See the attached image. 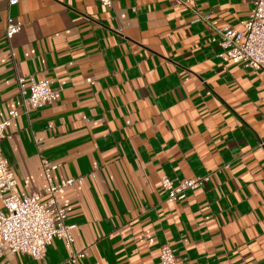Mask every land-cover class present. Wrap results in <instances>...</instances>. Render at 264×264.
Masks as SVG:
<instances>
[{
    "label": "crops",
    "instance_id": "0c3cea01",
    "mask_svg": "<svg viewBox=\"0 0 264 264\" xmlns=\"http://www.w3.org/2000/svg\"><path fill=\"white\" fill-rule=\"evenodd\" d=\"M253 0H0V141L18 190L45 199L57 164L73 248L0 264H264V75L219 57L218 30ZM7 16L22 21L5 36ZM45 77L50 104L25 106L17 78ZM208 177L171 202L161 177Z\"/></svg>",
    "mask_w": 264,
    "mask_h": 264
},
{
    "label": "built area",
    "instance_id": "2783aa9c",
    "mask_svg": "<svg viewBox=\"0 0 264 264\" xmlns=\"http://www.w3.org/2000/svg\"><path fill=\"white\" fill-rule=\"evenodd\" d=\"M110 7L111 0H91ZM18 0H8L14 5ZM22 21L7 16L5 36L11 38L22 28ZM217 40L220 47L218 57L225 63H242L251 69L259 70L264 75V0H253V7L241 28L224 26L218 30ZM17 91L25 106L31 108L50 104L54 97L49 80L45 77L26 79L17 78ZM18 112L11 110L8 117L0 121V141L5 136V129ZM57 164L42 159L43 172L47 180L44 190L45 199L40 195L26 194L18 190L17 179L8 160L0 147V251L8 249L10 253H24L34 259H42L47 246L53 239H61L71 251L66 261L75 262L83 257L82 252L73 248L71 230L74 225L67 224L66 211L56 201L60 188L75 181L82 183L83 178L64 179L55 183L52 171ZM208 177L171 179L163 176L161 188L166 191L168 200L176 202L185 197L187 190L200 187ZM64 261V262H66ZM64 262L59 264H65ZM159 264H176V257L169 247L161 249Z\"/></svg>",
    "mask_w": 264,
    "mask_h": 264
}]
</instances>
